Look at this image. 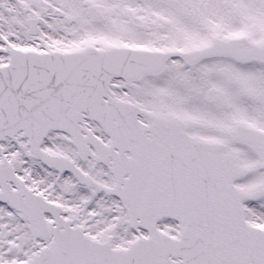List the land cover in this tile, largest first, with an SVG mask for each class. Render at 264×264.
Returning a JSON list of instances; mask_svg holds the SVG:
<instances>
[{
	"label": "snow or ice",
	"instance_id": "obj_1",
	"mask_svg": "<svg viewBox=\"0 0 264 264\" xmlns=\"http://www.w3.org/2000/svg\"><path fill=\"white\" fill-rule=\"evenodd\" d=\"M0 264H264V0H0Z\"/></svg>",
	"mask_w": 264,
	"mask_h": 264
}]
</instances>
